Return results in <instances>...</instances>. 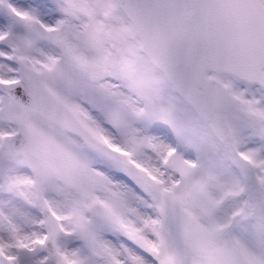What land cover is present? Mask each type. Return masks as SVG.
Wrapping results in <instances>:
<instances>
[{"label": "snow or ice", "instance_id": "obj_1", "mask_svg": "<svg viewBox=\"0 0 264 264\" xmlns=\"http://www.w3.org/2000/svg\"><path fill=\"white\" fill-rule=\"evenodd\" d=\"M0 264H264V0H0Z\"/></svg>", "mask_w": 264, "mask_h": 264}]
</instances>
